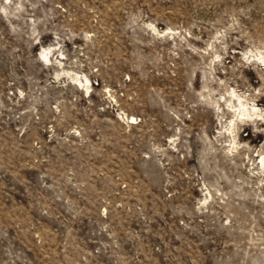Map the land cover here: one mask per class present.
<instances>
[{
	"label": "rangeland",
	"instance_id": "rangeland-1",
	"mask_svg": "<svg viewBox=\"0 0 264 264\" xmlns=\"http://www.w3.org/2000/svg\"><path fill=\"white\" fill-rule=\"evenodd\" d=\"M0 264H264V0H0Z\"/></svg>",
	"mask_w": 264,
	"mask_h": 264
},
{
	"label": "bare ground",
	"instance_id": "bare-ground-1",
	"mask_svg": "<svg viewBox=\"0 0 264 264\" xmlns=\"http://www.w3.org/2000/svg\"><path fill=\"white\" fill-rule=\"evenodd\" d=\"M40 55L44 58V60L47 59V52L46 49L44 48V50L40 53ZM128 120H134L133 117H129Z\"/></svg>",
	"mask_w": 264,
	"mask_h": 264
}]
</instances>
